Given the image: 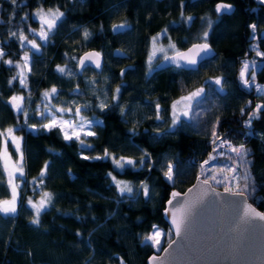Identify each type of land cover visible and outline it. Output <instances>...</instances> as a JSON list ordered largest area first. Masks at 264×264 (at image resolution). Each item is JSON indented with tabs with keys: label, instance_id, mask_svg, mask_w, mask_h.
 <instances>
[{
	"label": "trees",
	"instance_id": "16d2710c",
	"mask_svg": "<svg viewBox=\"0 0 264 264\" xmlns=\"http://www.w3.org/2000/svg\"><path fill=\"white\" fill-rule=\"evenodd\" d=\"M217 1L0 0V150L4 130L15 127L22 117L10 103L22 89L16 82L10 83L12 67L4 59H19L26 40L36 37L32 30L37 27L33 19L37 8H59L63 17L42 50L33 54L28 81L34 101L50 86L58 88L61 101L88 96L72 92L84 87L86 70L78 72L76 58L87 48L101 52V73L111 89L120 68L127 66L120 77V108L92 105L87 110L101 118V124L94 125L95 134L67 140L58 127L17 129L23 134L19 163L26 179L37 180L40 191L48 194V206L35 212L23 201L16 213L0 212V264L145 263L152 248L141 242L142 237L153 224L167 229L161 216L167 192L189 184L212 148L206 135L181 129L151 136L148 121L143 123L147 126L143 131L120 110L135 102L145 105L143 112L150 114L155 105L166 118L167 104L177 95L178 86L189 84L192 70L153 67L146 73L145 57L155 35L162 43L170 41L176 50L197 40L214 48L210 59L216 68L212 74H221L225 81L216 128L220 134L230 135L235 145L223 156L239 158L237 148H244L242 165L248 188L242 191L264 213V93L256 94L238 80L240 59L250 54L247 36L252 22L262 53L254 78L264 83V34H259L264 31V2L222 0L233 5L232 12L226 14L216 11ZM86 30L89 36L85 40ZM113 47L122 48L127 56H112ZM62 66L73 74H62ZM255 101L259 106L250 119L249 132H245L242 120ZM36 122L30 118V123ZM110 156L131 157L133 167L116 170ZM165 162L173 163L172 184L162 177ZM110 174L131 184L140 182L137 192L136 185L129 193L120 192ZM9 196L0 160V200Z\"/></svg>",
	"mask_w": 264,
	"mask_h": 264
},
{
	"label": "rangeland",
	"instance_id": "374dc122",
	"mask_svg": "<svg viewBox=\"0 0 264 264\" xmlns=\"http://www.w3.org/2000/svg\"><path fill=\"white\" fill-rule=\"evenodd\" d=\"M80 1V0H78ZM264 2V0H257ZM254 9V7H253ZM63 17V11L59 8L39 7L33 13V19L37 22L36 29H33L35 38L26 40V48L20 54L19 59L10 61L5 58L12 67L10 83L16 82L22 89L13 97L12 105L16 107L22 117L15 127H9L3 132L2 147L0 150V160L7 174V181L10 187V196L0 200V212L16 213L21 202L25 201L35 212H40L48 206V194L40 191L38 181L26 179L22 163L19 158L23 149V134L17 131L22 126L24 129H49L58 127L63 137L67 140L80 138L89 134H95L94 125L101 124V118L94 113H88L92 105L102 108L106 105H113L120 108V103L115 95V89H111L105 83V75L101 73V65L88 67L82 75L83 88H74L73 93L80 95L85 93L88 96L69 97L67 101H61L58 97V88L50 86L40 91L39 97L34 101L30 90L28 73L30 72L31 60L34 53H39L41 46L46 43L49 36L57 30L59 21ZM52 22V26L48 24ZM249 33L247 36V49L250 51L248 56L240 59L238 66L239 83L246 89H252L256 94L264 93V83L257 82L254 72L260 64L259 56L262 54L257 44V35L254 23L248 24ZM260 35L264 31H260ZM85 40L89 36L86 30ZM176 48L170 41L162 43L159 35L151 38L145 57L147 65L146 73H150L156 61L162 56L175 51ZM77 61V58H76ZM128 64V63H127ZM216 66L213 60L206 59L199 64V67L188 74L189 84L179 85L177 95L169 100L167 104L166 118L162 116L158 107L153 105L154 110L150 114L143 112L145 105L132 102L131 105H124L121 111L132 117L135 126H145L143 123L148 121L149 135L161 136L163 133L171 134L173 131L181 129L193 133L203 134L212 142V154H208L203 165V178L212 185L229 190H247V175L242 162L244 148H237L239 158H227L223 152L231 151L232 148H223L221 143L224 134H220L216 128V119L224 103L225 81L221 74L213 73ZM62 74L71 75L73 72L66 70L63 66L59 68ZM212 77V81H203ZM245 101L244 105H247ZM259 103L254 102L242 120L245 132H249L250 119L255 115ZM152 109V108H151ZM243 111V107L240 109ZM30 118L36 119V123H30ZM153 119V120H152ZM166 124V125H165ZM106 153L102 154L105 157ZM111 164L114 169L121 170L124 166L133 167V159L128 156H110ZM140 161L137 162L139 164ZM199 166L196 171H199ZM173 163L165 162V169L162 177L169 184L174 181ZM111 179L117 185L120 192L129 193L135 186L137 192L139 183H129L121 177L110 174ZM171 237V232L165 228L153 224L149 233L142 237L141 242L151 246L152 251L158 252ZM119 264H123L122 261Z\"/></svg>",
	"mask_w": 264,
	"mask_h": 264
},
{
	"label": "water",
	"instance_id": "95a60500",
	"mask_svg": "<svg viewBox=\"0 0 264 264\" xmlns=\"http://www.w3.org/2000/svg\"><path fill=\"white\" fill-rule=\"evenodd\" d=\"M215 9L229 14L233 5L219 0ZM110 52L118 58L127 56L120 47ZM214 54L206 41L197 40L159 58L154 69L196 70ZM102 60L100 51L87 48L77 58V70L81 72L88 64L100 66ZM204 164L200 162L199 171L184 188L172 187L167 192L161 216L171 237L158 252L151 251L144 264H264V213L243 191L219 188L203 178Z\"/></svg>",
	"mask_w": 264,
	"mask_h": 264
},
{
	"label": "flooded vegetation",
	"instance_id": "af4514ba",
	"mask_svg": "<svg viewBox=\"0 0 264 264\" xmlns=\"http://www.w3.org/2000/svg\"><path fill=\"white\" fill-rule=\"evenodd\" d=\"M88 67H93V66L91 64H88L84 69H86ZM172 68H174V69H180V68H175V67H172ZM84 69L82 71H84ZM81 72H79V73H81ZM122 74H123V72H120L119 71V74H118V77H117V83L113 86V89H115V91H116L115 95L117 97H119V93H120V90H121L122 81H121V78L120 77H121ZM141 128H142L143 131H146L147 126H142Z\"/></svg>",
	"mask_w": 264,
	"mask_h": 264
},
{
	"label": "built area",
	"instance_id": "2783aa9c",
	"mask_svg": "<svg viewBox=\"0 0 264 264\" xmlns=\"http://www.w3.org/2000/svg\"><path fill=\"white\" fill-rule=\"evenodd\" d=\"M221 145L223 148H226V149L232 148L234 146V143L232 142L230 135H225L223 137V141Z\"/></svg>",
	"mask_w": 264,
	"mask_h": 264
}]
</instances>
